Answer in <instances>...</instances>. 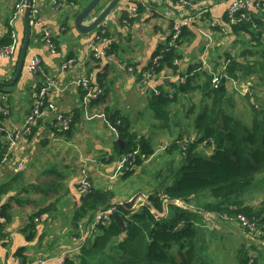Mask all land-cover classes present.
<instances>
[{
    "label": "crops",
    "instance_id": "crops-1",
    "mask_svg": "<svg viewBox=\"0 0 264 264\" xmlns=\"http://www.w3.org/2000/svg\"><path fill=\"white\" fill-rule=\"evenodd\" d=\"M88 2H83L81 5L79 3L75 4L77 6L72 7V12L68 15L66 14L71 7L69 6L68 8L65 4L59 12L45 14V21L55 34L57 51L51 52L48 45L39 39V30L31 28L28 52L30 53V50L33 49L39 53L45 70L49 73L58 74L60 86L66 84L75 74L86 73L90 75L93 73V81L96 85L99 84L98 80L102 79V86H104L102 96L105 99L102 100V103L93 104V101L90 107L101 112L103 110L102 104L105 103L108 116L111 114L116 115V117L120 116L119 109L115 106L123 104L126 99L135 103L136 99L133 90H135L136 84L138 85V79L142 71L151 66L155 57L154 53L158 47H160L158 53L171 47L173 26L176 22L186 17H191V22L187 26L186 36L184 39L183 37L181 38L182 42L177 47L178 57L175 59L177 63H174L177 68L174 71L172 70L173 68L165 71L166 76L157 80V87L165 82V90L177 92L178 99L182 98L185 103H188L190 101L187 97L189 91L199 92L196 87H193L196 83H192V88L190 87L189 90L178 92L177 84L179 82L174 78V73H186L191 67L198 66L201 68L204 61L213 65L216 62V57L220 56H222V61L224 62L226 55L233 56L238 54V47H235L233 53L228 51L229 48L226 46L227 38L232 41L236 37L220 33V28L226 27L227 24V9L230 0H191L193 8L188 13H184V8L177 5L175 0H134V3H138L141 6L138 15L139 19L137 16L127 23L124 21L126 17L123 13L125 11H117L112 14L114 17L109 19L108 27L110 36L117 43V52L113 51L116 54V58L134 66V72L129 73L127 69L118 68L115 61H108L105 58L92 63L87 61L84 66L78 64L71 71L64 72L61 66L65 58L70 57L78 61H84L88 57L87 48L93 34L82 36L79 33L76 35L77 32L73 27L71 18L72 14L75 16ZM262 2L264 3V0ZM14 3L15 0H0V36L5 35L9 27H12L15 33V50L12 58L0 53V81L2 82L13 80L26 37L22 15H18L13 19V24L10 23L14 14ZM147 7L151 8L152 13L148 12ZM251 12L253 18L264 16L262 10L257 6H253ZM92 18L94 17L88 18L87 22ZM67 20L69 29L65 32L60 31L63 24L67 25ZM71 37H80L79 44L71 46ZM31 43L34 45L32 46ZM28 61L29 57L27 56L23 71L12 86H0V100L2 94L7 93L9 105L7 115L2 114L0 111V147L4 149V154L0 161V182L5 180L11 173L23 172L21 185L6 193L1 202L9 215V221L6 225L7 231L11 236V239L9 238L11 248L7 249V244L1 245L0 261L4 264H18L16 259H18L20 254L25 256L30 264H57L63 253L70 252L72 254V252L78 250L79 244H81L80 238L69 237V234L73 235L71 226L72 214L80 199L76 189L78 174L70 176V180L65 184H59L63 180L61 177L63 173H59V170L69 169V165L74 161L76 150L79 155L84 152L93 158L98 153H102L101 157L106 158V160L102 161L103 165L95 168L96 164H93L90 168L91 171L94 169L97 171L95 174V187L105 188L109 182L113 181L109 180V177L114 167L115 156L117 154L121 155L122 152H116L114 147L115 138H112V135L107 132L105 129L106 125L99 118L92 121L85 120L86 110L82 101L84 93L79 88H73L63 93H56L59 106L63 107L65 112L74 118L71 133L57 135L54 138L49 137L52 120L50 119L48 122L47 118L44 117L39 120L30 135L25 134L18 141L15 152L13 149L10 153V155L14 153V156L9 157V161L13 162L16 160L17 162L10 166L3 162V158L9 146H11L13 135L23 127L26 117L33 110L30 93L34 85L38 83L39 77H36L27 69ZM221 67L223 65L219 68L221 69ZM106 71L108 72L107 78L105 77ZM197 71L200 72L201 70ZM225 83L227 86L229 81H225ZM177 94L171 101L175 100ZM202 97L201 94L200 98ZM141 102V107H145L146 100L143 96ZM131 114H134V111ZM139 134L149 138L155 150L157 144L155 145L150 137L144 133ZM48 146H58V149L52 154L51 161L40 164V159L43 158L42 155L46 150L44 147ZM71 147L75 150V153L71 150ZM56 155H59L58 160ZM20 163H22V167L17 166ZM47 163H50V167L45 169ZM57 165H59L58 169ZM101 172L104 173L102 174ZM64 193L66 195L62 199L61 196ZM115 200L122 202L127 200V198L116 196L112 202H115ZM182 202L185 205V201L182 200ZM173 203L178 205L175 202ZM248 204L258 210L263 209L257 198L252 199ZM179 207L184 208L182 206ZM41 208H46V211L41 214V217L34 218L37 224L35 237L33 240H29L23 229L28 225L32 216ZM168 208L169 205L166 203L165 210ZM167 212L168 210H166V214ZM209 213L214 219L226 222L229 228L239 229L237 222L222 220L220 212ZM205 221H207L206 218ZM209 221L213 222L212 220ZM68 224L71 226L69 228L70 231L68 230ZM217 229L221 230L222 228L218 226ZM54 231L53 236L52 233ZM66 231L68 232L66 233ZM52 236L56 239L55 242L57 243L55 245L52 244L54 242L51 240ZM5 242L8 243L7 240ZM255 243L258 244L253 242L254 245H256ZM257 246H261V244ZM39 254L43 255L39 256Z\"/></svg>",
    "mask_w": 264,
    "mask_h": 264
},
{
    "label": "trees",
    "instance_id": "trees-1",
    "mask_svg": "<svg viewBox=\"0 0 264 264\" xmlns=\"http://www.w3.org/2000/svg\"><path fill=\"white\" fill-rule=\"evenodd\" d=\"M88 1L66 0L67 3L75 2L80 5ZM124 11V16L129 18V12ZM245 12L248 11L245 10ZM241 14L242 12L237 16L241 17ZM249 15V20L234 23L230 30V35L236 37L234 44L235 42L242 43L241 51L236 55L225 57L226 60H230L226 73L237 80L264 68V16L253 18L251 11ZM68 23L67 20L66 24ZM187 30V26L184 27L176 44L164 51L162 64L157 70L166 66L172 67L173 70L177 68L174 64L178 57L177 45L182 42L181 38L184 39ZM245 34L249 35L247 40L242 38ZM105 37L110 38V34H105ZM14 43L13 28L9 27L6 34L0 36V49L14 45ZM159 49L160 47L156 49L154 56ZM113 51L117 52L116 41H113ZM93 59V61H99ZM225 61H222V56L216 57V62L212 65L214 72ZM198 69V66L191 67L186 73ZM239 71L243 74L239 75ZM107 76L106 71L105 77ZM213 78V72L201 70L189 76L186 83L177 84V91L183 92L192 88V83H196L193 87L202 93L204 102L206 99H210V102L195 118V137L186 139L183 134H180L165 147V150L173 156V160L169 162L167 157L165 159L169 162L167 167L155 172L156 184L147 194L150 202L145 203L141 210H127L121 202H112L115 197L113 189L93 186L87 195L79 197L74 208L73 235L80 238L83 226L89 227L96 212L112 204L117 206V212L122 215L126 230L124 231L112 216L108 222H102L97 226L94 231L98 228H102V231L93 241L89 238L88 242H83V245L79 244L78 250L72 254L68 252L62 264H208L207 254L204 252L205 243H198L197 240L196 215L187 214L184 208L172 202L175 199L184 200L189 204L197 202L200 200L198 193L200 191L209 190L212 198L198 204L204 212L233 214L242 211L252 220H259L264 224V206L261 205L263 209L258 210L248 204L254 198L264 199L262 197L264 196V106L254 104L252 106L253 117L247 123L228 114L225 103L230 100V97L227 96L226 79H223L221 85L215 88ZM98 82L101 87H104L102 79ZM79 89L84 93L85 90ZM158 90L159 94L154 92L149 94L150 104L156 109H159L161 105L169 104L177 94L175 91L165 90V82L158 85ZM104 99L105 97L101 95L93 104L102 103ZM109 119L116 122V115H109ZM123 120L124 125H120L119 138L125 140L126 143L121 149V144L115 142L116 152H122L121 155L125 154L136 145L137 140H141L143 151L154 155L155 150L149 138L131 132L129 122L126 121L127 119ZM71 131L72 129L65 134ZM182 141H188L185 148L180 144ZM205 141H207L206 146L202 147ZM207 147L212 149L210 153L206 152ZM3 154L4 149L0 147V161ZM138 163L140 167L143 164L140 159ZM141 170L143 171V168ZM135 171V169L127 171L123 177L127 178ZM22 180L23 172H17L9 174L5 180L0 182V208L7 220L5 225L8 224L9 215L5 211V206L1 204L3 196L11 189L20 186ZM136 190L139 189L136 188ZM133 195L131 194L130 197ZM162 196H166L169 201L164 202ZM166 203L169 205L170 217L166 214ZM44 211L46 208H41L35 213L23 229L29 240L35 237L37 224L34 218L41 217ZM180 223L184 225L179 229ZM5 225H2L0 229V247L7 244L5 232H3ZM18 256L19 264H30L25 256L20 254ZM238 259L239 264H260L259 260L249 255L244 248L239 250Z\"/></svg>",
    "mask_w": 264,
    "mask_h": 264
},
{
    "label": "built area",
    "instance_id": "built-area-1",
    "mask_svg": "<svg viewBox=\"0 0 264 264\" xmlns=\"http://www.w3.org/2000/svg\"><path fill=\"white\" fill-rule=\"evenodd\" d=\"M133 2V3H132ZM176 4L182 6L184 9V13H188L190 9L193 8V4L191 0H175ZM64 4L69 7L73 6L76 7L75 2L67 3L66 0H33L31 5V14L29 23L32 29H38L40 32V40L46 43L51 50V52L57 51V43L55 41V34L53 29L46 23L45 21V14L47 13H56L61 10ZM121 5L128 7L129 18H135L139 15L141 6L138 3H134V0H127L122 1ZM253 6H257L262 13L264 14V3L262 0H230L229 7L227 9V21L226 27L220 28V33L225 35H230L231 26L234 23L242 20H249L250 19V11ZM27 8L26 0H15L14 3V14L10 21L13 24V19H15L18 15L24 14ZM149 13H152L150 7H147ZM245 10L248 12L246 13ZM117 12V11H114ZM111 13L110 16L106 17V20L103 21L94 31L91 41L88 44L87 54L88 57L84 61H78L75 58H65L62 62L61 69L64 72L71 71L74 67L78 64L80 66H84L85 62L91 61L93 62V58L96 60H101L105 58L108 61H115L118 68H123L129 73L134 72L135 67L129 63H125L121 61L122 59L116 58V54L113 52V39L105 37V34L109 33V19L114 17ZM242 12V16L238 17L237 15ZM129 18H125V22H129ZM191 22V17H186L185 19L176 22L173 26V30L171 33V42L170 44L173 45L176 43V40L180 37V34L183 31V28L188 26ZM69 29L68 25L63 24L60 28V31H67ZM13 37L15 38V33L13 32ZM15 50V43L14 45H10L5 48L0 49V53L8 58H12V55ZM30 58L27 64V69L34 74L36 77H39L38 83L34 85L33 89L31 90V99L33 104L32 112L26 117L25 123L23 127L18 130L13 135V140L11 141V146H9L7 153L3 158V162L8 161L10 157V152L13 149V145L17 141V139L23 135H30L33 132L34 127L38 124L40 119L50 118L51 122V130L49 137L54 138L57 135L64 134L72 129L74 118L69 113H66L63 107H60L57 103L56 93L58 92H65L66 90H72L77 88H82L84 91L83 96V106L85 108V120L92 121L96 118H99L105 125L110 135H114L119 137V129L121 123V119L116 117V122H113L109 119L108 114L106 113V104L103 103V110L98 112L97 110H93L90 107V104L98 100L101 95H103V87L96 85L93 81V73L90 75L85 74H75L72 79H70L66 84L63 86L59 85V76L58 74H50L47 72L43 66L42 57L39 53L35 52L33 49L30 50ZM164 56V51L158 53L153 61H152V68L143 70L139 79L138 83H140L143 87L142 94H150V92H154L155 94H159V90L157 87V80L163 79L165 75V71H169L172 67H164L160 70H157L158 67L162 64V59ZM230 60H226L225 64L221 69L219 68L217 71L214 72V68L210 63L206 61L203 62L201 68L198 70H207L210 73L213 72L214 78L212 79L213 85L215 88H218L221 85L223 79L233 81L234 78L229 77L226 73V67ZM177 61L175 60V64ZM173 70V69H172ZM174 71V70H173ZM194 70L190 73H181L176 72L173 74L174 78L177 79L180 83H186L189 76L194 75ZM220 72V73H219ZM243 79L237 80L236 84L240 89H237L239 92L241 91L242 95H248L247 93L249 90V84H244L242 82ZM234 82V81H233ZM101 105V104H100ZM0 111L2 114L7 115L9 112V105H8V94L3 93L0 100ZM206 144V141L204 142ZM153 154H148L147 152L143 151L142 142L141 140L136 141V145L127 153L123 154L122 157L114 163V167L110 173V180H115L124 172L130 170H136L137 167H140L138 160H142L143 163H146L151 160ZM80 172L78 174V178L76 181V189L80 196L87 195L92 189L94 184L90 180V171L91 168L88 166L90 162H94V158L84 157L83 153H80ZM17 161L14 160L12 163H16ZM18 167H22V163L17 164ZM165 202H168L169 199L166 196H162ZM259 204L264 206V199L257 200ZM174 202L179 206L185 207L182 200L175 199ZM117 211V206L112 204L104 209L98 210L95 214L94 221L91 223L90 230L93 231L102 224V222H108ZM0 208V229L2 225L7 223L6 217L2 214ZM221 217L227 221H234L240 224L245 230L247 237L252 242L263 243L264 245V224H262L259 220H252L246 213L239 211L233 214L228 212H220ZM206 220H213V217L210 213L206 214ZM184 224H182L183 227ZM181 226V224L179 225ZM181 227V228H182ZM89 229V227H88ZM89 230V231H90ZM86 238V235L83 236ZM68 252L62 254L61 259L58 261L57 264H62L64 260V256ZM19 262V258L16 259ZM0 264H4L0 261Z\"/></svg>",
    "mask_w": 264,
    "mask_h": 264
},
{
    "label": "rangeland",
    "instance_id": "rangeland-1",
    "mask_svg": "<svg viewBox=\"0 0 264 264\" xmlns=\"http://www.w3.org/2000/svg\"><path fill=\"white\" fill-rule=\"evenodd\" d=\"M106 1L102 2L100 6L102 7ZM69 8L66 15L70 14L72 12V7ZM72 21L74 19V14L71 15ZM73 28V27H72ZM76 34V33H75ZM77 35V34H76ZM82 36H85L82 34ZM243 39H248V35L245 34L242 36ZM81 38L80 37H71L70 38V45L73 44L77 45L79 44ZM235 40V39H234ZM234 40L229 41V38L226 40V46H228V51L233 52L235 50V47H238V52L241 51V42H235ZM238 41V40H237ZM176 44V43H175ZM33 46L34 44L31 43ZM178 46V45H177ZM234 53V52H233ZM255 58V57H252ZM53 74V73H50ZM243 74L241 71H239V75ZM73 78V77H72ZM236 79L234 78L233 81H230L227 84L228 88V95L230 97V100L225 103L226 112L232 116L238 117L240 120L244 122H250L254 110L253 105L256 106H264V68H260V70L252 73L251 75H247L243 78L242 82L244 84H249V91L248 95H242L241 91L239 92L237 89H240L236 84ZM71 89V88H70ZM134 91V97L136 99L135 103L132 100H127L123 104H117L115 107L119 109V113L121 114L119 119H121V123L124 125V120L129 122L130 124V131L136 134L144 133L146 136L150 137L152 142L156 145L155 148V154L151 161H148L146 163H143L141 167H137L136 171L133 175L125 178L123 175L126 173H122L118 176L115 180L108 183V186L105 187V189H113L115 191V197H130L131 194H135L138 192H143L145 194H148L149 190L154 188V185L156 184L155 180V172L159 171L160 169H165L169 162L173 160V156L169 154L165 147L173 141L175 138H178L180 134H183V137L186 139H190V137H195V126L194 121L196 116L202 111L203 107L210 102V100H206L203 102V97L200 98V95L202 93L196 91H189L188 98L189 102L185 103V101L182 98L178 99V94L176 95V98L174 101H170L167 105H161L159 109L153 108L150 106V99L149 94L144 95L142 94L143 87L140 83L138 85L136 84ZM137 94V95H136ZM175 93H173L174 95ZM142 96L145 98V107L142 106ZM175 96V95H174ZM259 98V99H257ZM149 99V100H148ZM257 99V101H256ZM144 101V100H143ZM161 109V110H160ZM132 111H134V114H131ZM50 121V118H47V121ZM48 121V122H49ZM91 124V123H89ZM105 127V126H104ZM107 130V128L105 127ZM132 129V130H131ZM108 132V130H107ZM24 136V135H23ZM19 137L15 144L13 145V149L15 152V149L17 148L18 141L23 137ZM112 138L116 137L112 136ZM162 141V143H160ZM180 144L185 148L188 144V141H182ZM202 143V147H205ZM45 153L42 155V159H40V164H44L48 161H51V156L54 152L57 151L58 146H48L44 147ZM80 149L79 147H77ZM12 149V150H13ZM70 149V148H69ZM76 149V148H75ZM11 150V152H12ZM71 150L75 153V150L71 147ZM212 149L206 148V152L210 153ZM10 152V153H11ZM84 157H90L89 155L85 154ZM102 153H98L96 156H94V162H90L88 166H91L93 164H96L95 168L101 167L102 161L106 160V158L101 157ZM177 154V153H174ZM99 155V156H98ZM123 155V154H122ZM122 155H116V160L114 163H116ZM14 156V153L10 155V157ZM17 156V155H16ZM169 158V162H166L165 159ZM56 158L58 160L59 155H56ZM77 158L80 159V155L78 151L76 150V153L73 158V162L69 165V169H60L59 173H63L61 176L63 180L59 182V184H65L70 180V176L77 175L80 172V161L77 162L75 160ZM9 161V159H8ZM6 161L8 166L12 165L13 163L11 161ZM58 162V161H57ZM145 165V166H144ZM57 165V169H58ZM76 166V167H75ZM144 166V167H143ZM50 167V163H47L45 165V169ZM75 167V168H74ZM143 168V171L141 170ZM104 171V170H100ZM96 170L90 171V180L92 183L96 184L95 180V174ZM102 174L104 172H101ZM110 180V179H109ZM139 189V190H136ZM199 197L200 200L197 202L187 204L185 202V212L187 214H195L197 218L198 223V243H205L206 249H204L205 254H207V263L208 264H239L238 259V253L241 248H244L247 253L253 258H257L259 260L260 264H264V246L263 243H258L254 245L252 241L249 240L247 237V234L245 233L246 230L240 225L239 229L235 230L232 227H228L226 222L222 221L220 222L218 219L210 221H205V218L207 217L206 214L198 205L200 202H206L208 200H211L210 192L209 190L206 191H200ZM66 193L61 196L63 199L65 197ZM114 197V198H115ZM264 197V196H262ZM165 202V201H164ZM115 203H119L118 200H115ZM174 204V203H173ZM166 206V205H165ZM141 210L142 206L136 205L134 210ZM166 210H170L169 208ZM170 213V211H169ZM167 212V217H170V214ZM73 217V215H72ZM219 218V217H218ZM222 219V218H221ZM224 220V219H222ZM94 221H91V223ZM227 221V220H226ZM181 226H179V229L182 227V223H180ZM179 224V225H180ZM216 224V225H215ZM68 230L72 226L70 224L67 225ZM221 227V230H218L217 227ZM91 224L88 227L85 226L83 229V232L81 231L80 239H81V245H83L89 238L93 241L94 238L101 233L102 228H98L96 231L90 230ZM90 230V231H89ZM70 231V230H69ZM3 232H5V239L8 241L7 249L11 248L10 240L11 236L9 232L7 231V225H5ZM68 231H66L67 233ZM55 231L52 233L54 236ZM83 234L86 235V238H84ZM70 238H77L71 234H69ZM51 237V240L54 242L52 243L55 245L57 242L54 237ZM79 237V236H78ZM89 241V240H88ZM87 241V242H88ZM84 242V243H83ZM261 244V246H257ZM49 247V246H48ZM50 248V247H49ZM43 254H39V256H42ZM19 258V257H18ZM20 262V259H19ZM18 262V264H19Z\"/></svg>",
    "mask_w": 264,
    "mask_h": 264
},
{
    "label": "water",
    "instance_id": "water-1",
    "mask_svg": "<svg viewBox=\"0 0 264 264\" xmlns=\"http://www.w3.org/2000/svg\"><path fill=\"white\" fill-rule=\"evenodd\" d=\"M106 1V3L101 7L100 4L102 2ZM122 1L126 0H90L88 4L76 15L73 19V27L76 29L77 35L84 34V35H92L95 31V29L106 20V17L110 16L111 13L114 11H121V10H127V6L121 5ZM27 8L26 11L23 14L24 23H25V31H26V37L25 41L23 43L22 53L21 57L18 62V67L16 70V74L12 81L9 82H2L0 81V86H12L20 77V74L23 71L24 63L26 60V57L29 56L28 52V46L31 39V26L29 23L30 14H31V5L33 3V0H26ZM92 18L89 22H87L88 18ZM139 19V16L137 17ZM118 144H121L120 148L123 149L125 145V140L121 138H117L116 141ZM149 195L138 192L135 193L132 197H130L127 200H124L121 202V204L127 209V210H134L136 205L143 206L145 203H149ZM114 218L118 222L119 226L125 231L126 230V223L122 217V215L119 212H114L113 214Z\"/></svg>",
    "mask_w": 264,
    "mask_h": 264
},
{
    "label": "clouds",
    "instance_id": "clouds-1",
    "mask_svg": "<svg viewBox=\"0 0 264 264\" xmlns=\"http://www.w3.org/2000/svg\"><path fill=\"white\" fill-rule=\"evenodd\" d=\"M226 81H228V80H226ZM196 135V134H195ZM112 136H114V135H112ZM116 137V136H115ZM116 138H119V137H116ZM206 143H207V141H206ZM203 145H205L206 146V144H203ZM116 212V211H115ZM253 243V242H252Z\"/></svg>",
    "mask_w": 264,
    "mask_h": 264
},
{
    "label": "bare ground",
    "instance_id": "bare-ground-1",
    "mask_svg": "<svg viewBox=\"0 0 264 264\" xmlns=\"http://www.w3.org/2000/svg\"><path fill=\"white\" fill-rule=\"evenodd\" d=\"M153 66L151 65V66H148V68L147 69H151Z\"/></svg>",
    "mask_w": 264,
    "mask_h": 264
}]
</instances>
